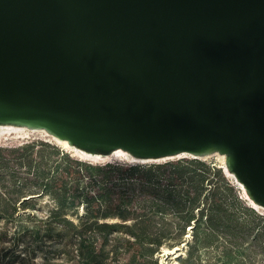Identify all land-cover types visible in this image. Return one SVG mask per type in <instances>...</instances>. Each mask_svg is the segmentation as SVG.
<instances>
[{"label":"water","instance_id":"1","mask_svg":"<svg viewBox=\"0 0 264 264\" xmlns=\"http://www.w3.org/2000/svg\"><path fill=\"white\" fill-rule=\"evenodd\" d=\"M0 127L92 160L221 156L264 213V0H0Z\"/></svg>","mask_w":264,"mask_h":264},{"label":"trees","instance_id":"2","mask_svg":"<svg viewBox=\"0 0 264 264\" xmlns=\"http://www.w3.org/2000/svg\"><path fill=\"white\" fill-rule=\"evenodd\" d=\"M184 245L179 264H264V215L199 160L91 164L39 140L0 146V264H162Z\"/></svg>","mask_w":264,"mask_h":264},{"label":"rangeland","instance_id":"3","mask_svg":"<svg viewBox=\"0 0 264 264\" xmlns=\"http://www.w3.org/2000/svg\"><path fill=\"white\" fill-rule=\"evenodd\" d=\"M29 133L30 134H29L28 137H21V136L17 135L16 133H12V134L6 136L5 138L0 139V146H21V145L27 144V143H29L31 141L39 140V141H43V142L49 143V144H51L53 146H56L57 148H59L64 153L70 154L73 158H76V159H78L80 161L88 162V163H91V164H107V163H121V164H162V163H168V162H175V161H179V160H199V159H194L192 157H180V158L170 159V160L162 161V162L139 163V162H129L126 159H122V158H118V157L113 158L110 162L109 161H103V160L83 159V158H80V157L74 155L73 152L68 151V150L62 148L59 144H57L53 140H50L49 138L45 137L41 132H35L34 133L32 131H29ZM40 134H41V137H40ZM46 158L48 160H51V162H53L56 159V156L54 154H49L48 153V154H46ZM40 160L41 159L39 158V154H36V156H35V162L33 164H37V162H39ZM199 161H202L205 164H212V165L217 166L218 168H221L223 170V168H222L223 161L219 157L217 158V156L210 157V158H207V159H204V160H199ZM51 162H50V164H51ZM10 164H27V163L25 161L19 162L16 159H12L11 162H10ZM228 178L233 183L232 178H230V177H228ZM235 186L238 189V192H239L241 198L246 202L247 205H249L248 201L243 196V191L241 190V188L239 186H237V185H235ZM249 206H251V205H249ZM257 212H259V211H257ZM259 213L262 214V215H264V213H261V212H259ZM187 250H188V247L185 246V245L183 247H175L173 249L164 248L163 251H162V253L159 255V258H160L162 264H179L178 263V258L181 257V256H186L187 255ZM203 264H207V261L205 260Z\"/></svg>","mask_w":264,"mask_h":264},{"label":"bare ground","instance_id":"4","mask_svg":"<svg viewBox=\"0 0 264 264\" xmlns=\"http://www.w3.org/2000/svg\"><path fill=\"white\" fill-rule=\"evenodd\" d=\"M12 133H16L17 135L21 136V137H28L29 136V131L25 130V129H21V128H13V127H0V139L2 138H5L6 136L12 134ZM35 133V132H34ZM42 133V132H41ZM45 137L49 138L47 135H45L44 133H42ZM32 136V135H31ZM36 137V136H35ZM40 137H41V134H40ZM15 138V137H14ZM13 139V138H12ZM29 139V138H28ZM50 140H53L54 142H56L57 144H59L62 148L68 150V151H71L74 153V151L68 146L67 143L65 142H58L52 138H49ZM6 140V139H5ZM9 140V139H8ZM5 142V141H4ZM75 155H77L78 157L80 158H83V159H92L84 154H81V153H74ZM122 158V159H126L125 156L120 153V152H117L115 153L112 157H109L107 160H112L113 158ZM220 158L222 161H224V158L221 157V156H217V158ZM220 161V160H219Z\"/></svg>","mask_w":264,"mask_h":264}]
</instances>
